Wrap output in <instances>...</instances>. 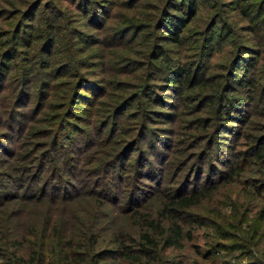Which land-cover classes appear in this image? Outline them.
Here are the masks:
<instances>
[{
  "label": "rangeland",
  "instance_id": "rangeland-1",
  "mask_svg": "<svg viewBox=\"0 0 264 264\" xmlns=\"http://www.w3.org/2000/svg\"><path fill=\"white\" fill-rule=\"evenodd\" d=\"M170 1L0 0V62L6 59L0 75V193L9 197L0 204L9 215L0 230V264H18L20 256L28 264L30 247L39 246L30 238L34 230L74 243L81 256L74 254L70 264H118L122 259L109 251L124 241L136 247L142 225L146 229L152 219L161 225L151 232L159 246L137 264H264V164L253 153L244 156L264 137V0H197L181 45L158 38L168 56L153 60L148 55L160 34L153 25ZM33 3L39 9L29 10ZM216 21L222 37L205 40ZM45 33L53 45H42ZM236 56L246 76L224 88L217 76ZM177 62L199 66L210 80L175 90L165 77ZM77 74L83 86L66 112L68 124L46 123L61 104L59 89ZM250 78L255 88L248 106ZM50 87L55 92L44 105ZM220 94L224 103L242 104L231 112L235 119L214 120ZM244 116L246 124L238 120ZM240 163L233 179L224 175L228 165ZM192 183L218 188L177 220L182 246L163 248L161 227L170 221V213L162 212L166 199L188 193ZM43 184L44 194L36 196ZM26 187L30 198L23 197ZM74 191L83 193L72 197ZM95 240L89 253L85 247ZM214 247L218 254H210ZM58 251L54 244L46 264L56 262Z\"/></svg>",
  "mask_w": 264,
  "mask_h": 264
},
{
  "label": "trees",
  "instance_id": "trees-1",
  "mask_svg": "<svg viewBox=\"0 0 264 264\" xmlns=\"http://www.w3.org/2000/svg\"><path fill=\"white\" fill-rule=\"evenodd\" d=\"M238 1V0H237ZM245 2H250L251 0H244ZM42 2V1H41ZM39 3V2H38ZM38 3H33L30 4V8L35 7L36 9H39V4ZM186 7L185 10L182 9V6ZM246 7H251V5H247ZM197 0H182V4L181 5H176L175 1L172 0L169 2V6H165L162 10H161V14L159 15V17L157 18V20L154 23V28L159 31V35L154 36V41L152 44V47L150 48V52H149V57L152 58L153 60H160L163 61V59L165 60L167 58V52L168 49H165L162 47L161 43H158V38L162 39V41H164L165 43H171L174 44L176 46L181 45L182 40L184 39L183 36V32L185 29V25L189 22L192 21L193 18H195L196 13H197ZM174 12L175 15H171L170 12ZM170 13V14H169ZM243 14H247V11L245 8H243L242 11ZM217 21L213 22L209 25L208 31L213 32L208 39L206 38L205 40H216V39H220L222 36L220 34H218L216 32V30L220 29L217 28ZM222 29V28H221ZM138 32L143 31V29H138ZM48 33V31H46ZM162 32V33H161ZM219 32V31H218ZM45 33L43 39V46L46 45H53L54 44V39L52 40L48 34ZM14 40L17 41L18 36H13L12 37ZM156 39V40H155ZM22 41V40H21ZM254 53L256 55H260V51H254ZM6 58H8L6 56ZM6 59L3 60V62H0V75L1 73H3V71L5 70L6 66H5V62ZM159 61V62H160ZM177 65L174 67V69L170 70V73L166 78V82L168 84V86L175 88V90L177 91H181L184 89V87H190V88H195L197 86H203L206 85V82H208V77H205V74L199 71V66L194 65L189 66L187 63L186 65H181L178 64V62L176 63ZM189 66V67H188ZM242 68V67H241ZM241 68H240V62H239V56H236L229 64V66L226 68L225 72L222 73V76L219 75L217 76L218 79L219 77L221 79L224 80V88H228L231 87L233 82H235V80L237 82H239L240 80H243L242 78L244 76H246V74H241ZM75 75V74H73ZM74 78V79H73ZM86 78H84L83 80L85 81ZM82 82V76L80 74H77V76H72V80L66 81V84L61 86V88L59 89L60 92H63L64 94L59 95L58 100L61 101V104H59L58 107H54L55 109V113L53 114V116L51 117L50 120L46 119V123L51 122L52 124L56 123V126L59 124V126L62 127V122L66 120L65 115L66 112L68 113V111H70V109H68V107L70 108V106H74L75 101L77 100V98L79 97V95H77V91L79 90L78 87H82L83 85L81 84ZM145 84V83H144ZM144 84L142 85L144 87ZM245 84H247L248 89L250 90V101L248 106L253 104L251 101V94L253 93V90L255 88V83L251 80V78L249 80H246ZM2 88V87H1ZM80 91V90H79ZM51 92H55L53 88L50 87V92H45V96H46V100L42 102V104L45 105L46 101L49 100L52 97V93ZM178 92V93H179ZM261 94L262 92L264 93V87L261 89ZM41 95V100L43 98V94L42 92H40ZM137 94V93H136ZM77 95V96H76ZM135 96V98H134ZM219 96H222L221 94ZM61 97V99H60ZM138 97L137 95H131V99L129 98V100L133 99L135 100ZM224 95L222 97H219L218 100L215 102V119H219V120H226L228 116H230V118H236V117H232L231 112H237L240 110V108L242 106H238L236 107L239 103H234L233 105L231 104V101H224ZM208 101V99H207ZM211 101L213 102V99L211 98ZM259 102H261V98L258 99ZM40 103V102H39ZM73 103V104H72ZM55 104V103H54ZM247 106V103H244ZM56 105V104H55ZM242 105V104H239ZM44 107V106H43ZM76 108V107H75ZM124 108V105H122L121 110ZM247 115V114H246ZM71 116V115H70ZM247 119L244 118L239 119L240 122H244L246 124ZM208 121V120H207ZM68 124V121H65ZM114 123V122H113ZM116 123L113 124V127H111V135L114 131V128ZM112 125V123H111ZM208 125V123H207ZM206 125L205 128H207L208 126ZM70 126V125H69ZM68 126V127H69ZM238 129L235 130V132H237ZM233 134H236V133ZM208 134V133H207ZM206 139H209V136H207ZM254 155L255 158L262 162L264 164V137H258L256 138V142L254 145L250 146L249 151H247V154L244 155L245 158L247 156H249L250 154ZM241 163L238 164L237 167L231 169L230 165H228V174H224V175H228L229 179H233L234 176H236L237 174H239V170L241 171ZM117 175H119L118 173H116ZM222 175V174H221ZM97 179V178H96ZM222 177L219 175V177L217 178V181L221 180ZM188 181V180H187ZM61 182V181H60ZM62 183V182H61ZM60 183V184H61ZM68 183V181H67ZM209 183H213V181L209 182ZM188 189V193H182L180 194L175 193L172 195L171 197H168L166 199V203L165 206L163 207V213H165V211L169 214L170 213V221L166 226L161 227L162 228V246L163 248H180L182 246V241L185 238L184 233H183V226L180 225L178 223L177 220H182L184 218L188 217V213L186 212V210L190 207H193L195 205H197L204 197L207 196V190L208 191H212L218 188V186H214L211 187L209 185H207V188H202V189H198L199 186L198 184H194ZM186 185H189L186 183ZM48 185H42V187L40 186V189H38L40 193H38V195L36 196H40L42 197V195L44 194V187H46ZM70 188L72 190H74L76 188V185L74 186V184H70L69 185ZM264 186V185H263ZM54 188H60L58 186H55ZM188 188V187H186ZM209 188V189H208ZM29 187H26L25 190H23L24 194L23 197H28L30 198L29 194H26L28 192ZM81 193H83V191H74V194H71L72 197L74 196H78ZM5 192H1L0 193V204H2L3 200L5 201V199H9V197H5ZM18 194V193H17ZM68 195V194H67ZM130 195V193H129ZM33 196V195H32ZM15 197V196H14ZM16 197L18 198V196L16 195ZM132 195H131V199L128 202L129 204V208H133L132 204H133V199H132ZM3 198V199H2ZM5 198V199H4ZM11 198V197H10ZM54 201L56 198L58 197H53ZM61 198H66L65 195H62ZM142 199V197H141ZM29 200V199H27ZM137 204V203H136ZM127 212H131V211H127ZM135 214H137L135 212ZM8 213H3L0 212V230H4L6 228V225L8 226ZM264 218V213H263V217ZM160 223L157 222L156 219H152L151 221L147 222L144 226L142 225L141 227V231H140V244H136V247H133L131 244L127 243V241L124 242H119L116 243V247L109 252H113V256L114 258H121L122 261L118 264H125V262H130V264H137V263H141L143 259H145L146 257H148L150 255L151 250H156V248H158V241H155L153 239V236L151 232H155L156 229H158L160 227ZM34 233H30V238H34L35 241H38V249L37 251H35L34 248H31V251L33 253L32 258L29 259V261L31 262H27L28 264H46V261H48V255L49 254H53V250H54V244H57V246L59 247V251L58 254L56 255V259H55V263L52 264H70L71 262V258L73 257V255H77V256H81V254H76L73 250H74V243H70L68 246L65 244V241L67 240L66 236H59V233L54 235L48 234L46 231H42V235L38 234L37 230L33 231ZM154 234V233H153ZM18 235H16L14 238H17ZM50 238L53 239V241L50 240ZM60 241L56 242L54 241V239H60ZM64 240V241H63ZM72 240V239H70ZM133 240V239H131ZM97 240L93 241L91 247L87 246L85 248L88 249V252H92L94 251L95 246L97 245ZM130 242H134V241H130ZM241 246H239L238 248H240ZM8 251V250H7ZM213 252H216V254H218L219 248L214 247L212 248V252H210V254H212ZM12 256L15 253H10ZM213 255H215L213 253ZM97 255H93V254H87V257H95L96 258ZM86 257V258H87ZM94 258V259H95ZM16 262L18 264H25L26 260L23 257H15ZM96 260V259H95ZM181 264V263H180Z\"/></svg>",
  "mask_w": 264,
  "mask_h": 264
}]
</instances>
